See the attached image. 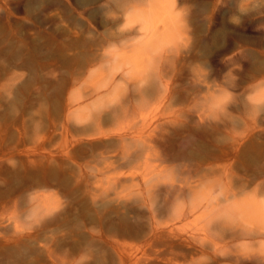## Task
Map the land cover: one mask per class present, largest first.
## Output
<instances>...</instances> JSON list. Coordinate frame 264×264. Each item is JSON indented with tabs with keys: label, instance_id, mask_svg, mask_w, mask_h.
<instances>
[{
	"label": "rangeland",
	"instance_id": "1",
	"mask_svg": "<svg viewBox=\"0 0 264 264\" xmlns=\"http://www.w3.org/2000/svg\"><path fill=\"white\" fill-rule=\"evenodd\" d=\"M9 262L264 264V0H0Z\"/></svg>",
	"mask_w": 264,
	"mask_h": 264
},
{
	"label": "bare ground",
	"instance_id": "2",
	"mask_svg": "<svg viewBox=\"0 0 264 264\" xmlns=\"http://www.w3.org/2000/svg\"><path fill=\"white\" fill-rule=\"evenodd\" d=\"M257 12V11H256ZM255 12V13H256ZM252 15V14H251ZM248 17V16H247ZM249 18V17H248ZM245 19V18H244ZM234 32V31H233ZM235 33V32H234ZM237 36H238V34H237ZM237 38V37H236ZM196 128V127H195ZM199 128H201V127H199ZM198 130V129H197ZM199 131V130H198ZM246 154H248V153H246ZM248 156V155H247ZM249 158H250V156H248ZM228 165V164H227ZM197 172H199V171H197ZM11 262H9V264H10ZM13 264V263H12Z\"/></svg>",
	"mask_w": 264,
	"mask_h": 264
}]
</instances>
